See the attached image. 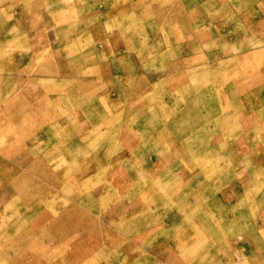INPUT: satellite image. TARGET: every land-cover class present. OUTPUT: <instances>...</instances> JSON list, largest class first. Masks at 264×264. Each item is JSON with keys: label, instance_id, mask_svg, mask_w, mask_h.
I'll use <instances>...</instances> for the list:
<instances>
[{"label": "rangeland", "instance_id": "obj_1", "mask_svg": "<svg viewBox=\"0 0 264 264\" xmlns=\"http://www.w3.org/2000/svg\"><path fill=\"white\" fill-rule=\"evenodd\" d=\"M0 264H264V0H0Z\"/></svg>", "mask_w": 264, "mask_h": 264}]
</instances>
